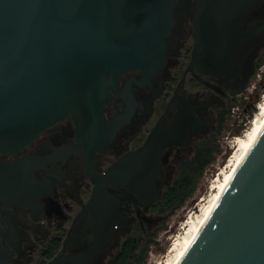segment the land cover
Segmentation results:
<instances>
[{
    "label": "flooded vegetation",
    "instance_id": "obj_1",
    "mask_svg": "<svg viewBox=\"0 0 264 264\" xmlns=\"http://www.w3.org/2000/svg\"><path fill=\"white\" fill-rule=\"evenodd\" d=\"M199 1L172 8L161 69L128 71L111 89L101 140L79 139L68 117L18 156L0 153V163L21 161L32 173L21 198L0 197V264H111L126 252L141 259L166 219L169 191L189 185L239 109H256L264 0L246 11L231 45L211 53L198 44ZM124 162L137 194L101 187L91 204L97 179Z\"/></svg>",
    "mask_w": 264,
    "mask_h": 264
},
{
    "label": "water",
    "instance_id": "obj_2",
    "mask_svg": "<svg viewBox=\"0 0 264 264\" xmlns=\"http://www.w3.org/2000/svg\"><path fill=\"white\" fill-rule=\"evenodd\" d=\"M258 1L200 0V51L231 45ZM176 2L0 0V153L18 156L68 117L79 139L101 140L103 110L119 78L161 69ZM127 164L97 179L91 204L101 187L137 194ZM31 178L21 161L0 163V197L21 198ZM179 264H264V131Z\"/></svg>",
    "mask_w": 264,
    "mask_h": 264
},
{
    "label": "rangeland",
    "instance_id": "obj_3",
    "mask_svg": "<svg viewBox=\"0 0 264 264\" xmlns=\"http://www.w3.org/2000/svg\"><path fill=\"white\" fill-rule=\"evenodd\" d=\"M262 81H264V66L259 71L253 85L257 86L262 83ZM259 94L260 97L257 99L256 105L261 102L262 96H264V88L261 92H259ZM256 111L257 108L243 115H239V112H242L241 109H239L238 112L235 111L241 120L247 117L249 123L246 125H240L238 130H235L236 128L234 127L237 125V121L239 120V118L235 115L234 118H231L228 121L226 131L222 133L223 137L214 139V145L218 146L219 153L213 155L212 162L205 167L201 175L198 176L197 172L193 174V179L189 182V187L192 185L194 187L192 195L181 205L180 208L172 213V215H167L163 225L160 228H157L156 232L152 234L150 240L152 243L148 248L146 264H161L168 257L174 241V236L179 235L184 231L182 222L190 213L198 212L200 210L199 206L206 204L207 197L210 193L212 179L218 170L226 165L229 158L234 153V148L231 145H227V141L232 140V138L241 137L249 129L250 122ZM188 176L189 178H192V173H188Z\"/></svg>",
    "mask_w": 264,
    "mask_h": 264
},
{
    "label": "bare ground",
    "instance_id": "obj_4",
    "mask_svg": "<svg viewBox=\"0 0 264 264\" xmlns=\"http://www.w3.org/2000/svg\"><path fill=\"white\" fill-rule=\"evenodd\" d=\"M263 131L264 96L257 106V111L250 122L249 129L241 137H236L232 142L231 146L234 148V153L229 158L226 165L218 170L212 179L206 204L199 206L200 210L198 212L190 213L182 222L184 231L174 236L169 255L161 264H179L181 262L182 258L199 236L203 224L207 220L210 212L234 177L238 168L243 164L244 160L251 152Z\"/></svg>",
    "mask_w": 264,
    "mask_h": 264
},
{
    "label": "trees",
    "instance_id": "obj_5",
    "mask_svg": "<svg viewBox=\"0 0 264 264\" xmlns=\"http://www.w3.org/2000/svg\"><path fill=\"white\" fill-rule=\"evenodd\" d=\"M215 142V141H214ZM219 153L218 146L214 145L213 153L208 156V158L205 160L203 164L199 165L198 168V176L202 174L205 167L209 165L213 160V155ZM194 191L193 185L189 187V185H184L175 189H172L168 193V198H170V202L167 203V215H172L178 208L181 207V205L192 195ZM152 243L149 242L147 245L144 255L141 259L139 258H132L129 252H126L125 254L118 257L117 261L111 263V264H146V258L148 253L149 245Z\"/></svg>",
    "mask_w": 264,
    "mask_h": 264
},
{
    "label": "built area",
    "instance_id": "obj_6",
    "mask_svg": "<svg viewBox=\"0 0 264 264\" xmlns=\"http://www.w3.org/2000/svg\"><path fill=\"white\" fill-rule=\"evenodd\" d=\"M262 98H263V96H262ZM257 106H258V105H256V108H257ZM247 123H249L247 117H245V119H243V120L240 121V125H246ZM235 139H236V138H232V140L227 141V145H231L232 142H233ZM225 143H226V142H225ZM224 153H225V151H224Z\"/></svg>",
    "mask_w": 264,
    "mask_h": 264
}]
</instances>
